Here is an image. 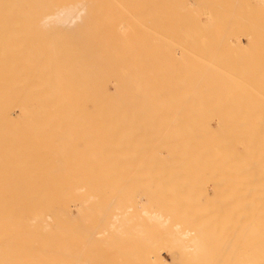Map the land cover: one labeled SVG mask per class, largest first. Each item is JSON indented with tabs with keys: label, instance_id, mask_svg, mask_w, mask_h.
I'll return each mask as SVG.
<instances>
[{
	"label": "bare ground",
	"instance_id": "bare-ground-1",
	"mask_svg": "<svg viewBox=\"0 0 264 264\" xmlns=\"http://www.w3.org/2000/svg\"><path fill=\"white\" fill-rule=\"evenodd\" d=\"M194 2L92 0L71 43L5 45L0 264H264V79L229 2Z\"/></svg>",
	"mask_w": 264,
	"mask_h": 264
},
{
	"label": "rangeland",
	"instance_id": "rangeland-1",
	"mask_svg": "<svg viewBox=\"0 0 264 264\" xmlns=\"http://www.w3.org/2000/svg\"><path fill=\"white\" fill-rule=\"evenodd\" d=\"M91 1L92 0H0V58H1V53L3 52V49H4L5 45H8L9 47L6 46L4 50L7 51V53L9 52V53H12L13 54V52L15 53V49H14V51L12 50V52H11V49H13V48H11L9 50L10 45L11 46H14L15 45L14 48L15 47H18L19 45H21V46L24 45L23 48L30 50L31 48H33V47H31L32 46L31 44H34L35 47L39 48L42 45H46V44H47V46H49V45H52V44L53 45L54 44H58L59 45V44L67 43L65 41H66V39L68 41V38L70 39V35H71L70 32L73 33L72 34V38H73L75 36H78V34H79V32L77 33L75 31H78V29L81 28L82 26H89V24L91 22V20H90L91 19L90 18V8H91L90 3H91ZM223 1H225V0H223ZM227 1L229 2V3H227L229 9L231 8L230 9V12L232 13L234 11V15L233 16L231 15V13H229V17H231L230 19L233 22V23L232 22L231 23L228 22L230 24L229 26H231V24H234L235 23L234 24V27L236 26L235 27L236 30H234V27L233 26L231 27L234 30L233 32L235 33L236 31H238L237 32L238 36H240V38L243 37V42L240 40L239 41V44H240V42H242V44L243 43L246 44V42H247V44H248L249 42H248V40L246 41V38L245 37L248 36V38L249 37L252 38L253 35H250V32H252L256 27H258V30L256 28L252 32L253 34H254V32H257V31L259 32L261 30L263 31V29H264V15H263V13H264L263 12L264 11V6H263L264 5V0H262V2L260 0H250V1L248 0V2H246V0H245V2H244V0H238V2L236 0H233V1L232 0H227ZM235 1H236V5L238 4V7H240L241 4H242V6L240 7V9L236 5L233 4V6L235 7V9H234L232 7V4H230V3H235ZM239 1H240V3H239ZM241 1H243V2L241 3ZM195 2H196V0H195ZM202 2H204V1H202ZM202 2H200V4H202ZM224 3L225 2H223V4ZM245 4H246V6H245ZM251 4H253V5L251 6ZM195 5L196 4H194V6ZM202 5L203 6H200V5L198 6V3H197V8L198 7H203V9H205L204 8V4H202ZM226 5H225V7L227 8ZM248 5H249V8H248ZM257 6H258V8H257ZM261 6H262V11L260 13V11H258V9L260 8V10H261ZM255 7L257 9V13H256V10H253V8H255ZM222 8H223V6H221V9ZM226 8H225V10H226ZM236 8H237V10H236ZM244 8L246 9V12H245V9ZM250 8L252 10L251 14H250V10H249ZM201 9L199 11H203L204 12V10H201ZM213 9H215V8H213ZM217 10H218V8H217ZM225 10H224V13H225V18L224 19H226L228 17V9H227V11H225ZM240 10H242V13L241 14H239V11ZM243 11H244V13H243ZM83 12H87L86 17H85V15L84 16L82 15ZM196 12L198 13V11H196ZM221 13H222V11L219 12V16H220ZM261 14H262V16H261ZM239 15H242L241 18H243V17L245 18V16H247L249 18V16H250V19L246 21L245 19H241ZM258 15H260V16H258ZM222 16H223V14H221V18H222ZM230 19H228V20H230ZM236 19L239 20L240 22H238V21L236 22ZM199 20L202 21V23H204L206 21V18L204 17V13H202V14L199 15ZM228 20H225L226 23L224 22V25H223V18H222V21H221V23L219 22V25L218 24H215V27H216L215 31L218 30V28H219V30H221L222 26H223V28L226 29V27H227V21ZM241 20H243L244 25H242L241 28H240L239 25L241 23ZM260 21H261V23H263L262 25L259 23ZM246 22H248V24L249 23L250 24L249 25L247 24V27H244V26H246ZM236 23H239V25H236ZM254 23H255V25H254ZM251 24H253L254 26L251 25ZM220 25H222V26L220 27ZM225 25H226V27H225ZM229 26L227 28H229ZM249 26H250V29H249ZM251 26H253V28L254 27L255 28L252 29ZM259 26L260 27H263V29L262 28L259 29ZM65 28L68 29L67 30L68 31V33H67L68 35L66 33L65 34L63 33V31H66ZM196 28H197V26L195 27V29L193 27L192 28V31L194 33L193 35H195V32L197 34V37L195 35V37L193 39L197 38V39L194 40V43H196L195 47L197 46V50H198L199 47H198V44H197V40L201 36H202V39H203V36L204 35L201 34V36L198 38V33L200 34V32H197L198 30ZM231 28H230V30H231ZM200 29H199V31H201ZM213 29H211L212 34H213V31H214ZM247 29H249V30H247ZM230 30H229L228 34L231 33L232 30L231 31ZM218 32H220V31H218ZM75 33L77 35H75ZM202 33L204 34V29L202 30ZM224 33L222 34L223 35V38L222 37L221 38H222V40L225 41L226 35H224ZM261 33L264 34V31L261 32ZM226 34H227V31H226ZM237 34L236 35L233 34V36H232V33H231L230 39H234L237 36ZM257 34H255V35L257 36ZM261 35H259V36H261ZM61 36L62 37H65L66 39L64 40L62 38V39L59 40V38ZM216 36H217V34L214 35L213 40H212V36H211V40H212L211 43L213 42L212 43L213 45H212L211 48L213 49V46H214V49L210 53H212L214 55H215V45H214V43L216 41L215 40V37ZM259 36H257V37L259 38ZM218 37H219V35H218ZM218 37H216L217 40H218ZM227 37L229 38V35ZM251 38L249 39L250 42H251V44L250 45L248 44L246 46L243 45L244 46V47H242L243 49L240 48L241 47L240 46L241 44L240 45L238 44L240 47L237 45L238 48L241 49L240 50L241 53L243 52L242 54L243 55L245 54V56L243 58H244V61H246V62L244 64H243V62L241 64V61H243V60H241V58H242L241 56L242 55H240L239 53H237L238 48H236L235 52L237 54L235 53L236 55H234V56H237L238 57V54L240 55L238 57L239 62L237 61V57L234 58L233 54L231 55V53L234 52V50L231 52L232 49L231 50L230 49H228V50L226 49L227 50V53L230 50L229 51V54L230 55H229V58L227 56L224 57V58L225 59L226 58L227 59H230L233 56L232 58L236 59V62L239 63L238 64L239 67H241V68H244L245 67V70L246 71L243 72L244 73V76H248L249 75L250 80H252V77L251 76L253 75V77H254L253 78V82H254V80H257L255 78L256 77L258 78V75H256L258 72L256 73V70L257 69L262 70V68L264 69V60H261L264 57V55L262 54V53H264V52H262V51H264V48H263V45L264 44H262L264 42L263 41L264 37H263V35H262V38L260 37V39L262 41L257 38L260 41H257L258 49H256V50L259 51V47L260 48L262 47L260 49L259 53H257L256 50H254L255 48H253V46L256 45V42H255V44L253 42V46H252ZM253 39L254 38H252V40ZM257 39L255 37L254 41L257 40ZM199 41H200V43H201L200 45L202 47L204 45L206 46V44L210 42V41L209 42L208 41L207 42H204V44L202 45V42L204 41V39L202 40V42H201V39ZM224 41H223V43L220 42L221 45L224 44ZM68 42L71 43V41H68ZM216 43H217V41H216ZM220 43H217V45H219L218 47L216 46L217 50L221 46ZM27 44H28V46H27ZM208 45H211V44H208ZM205 46L203 48H206V49L209 50L210 47L209 46L208 47L207 46L205 47ZM21 48H19L18 50H21ZM41 48L40 49H37L38 52H40ZM225 48H227V46H225ZM225 48L223 47V51H221V52H219V50L221 48H219L218 51L216 50V59H218V58L220 59V56L223 55L224 51L226 53ZM201 50L199 49L198 51L200 52ZM206 52H207V50H206ZM206 52H205V54H206ZM254 52L256 53L257 56L255 55ZM56 53H57V51H56ZM217 53H219L220 55H218ZM253 55H254V57L256 56L257 58L259 56V60L257 61V59L255 58L256 61H253L252 62L250 59L253 58ZM224 56H225V54H224ZM15 57L14 56L12 57V55H11V57H7L8 58L7 60H15L14 59ZM56 57L59 58L58 55H56ZM207 57L208 58L209 57H212V59H213V56L212 55L209 56V54H208ZM245 57H246V59H245ZM221 58H223V56ZM234 59H231V60H234ZM209 60H211V59H209ZM253 60H254V58H253ZM249 66H251V68ZM241 68L240 69L238 68L239 71L241 70ZM253 69H254L255 73H253ZM260 70H259V73H258V74H260V77L258 78V81H255V84H256L257 87H261V83H262L261 79L262 80L264 79V77H263L264 76V73H263L264 70H263V72H260ZM247 71H248V73H246ZM250 71L252 73H250ZM241 72H242V70H241ZM26 74H28V73H26ZM254 75H256V77ZM253 82L251 84L250 83H248V84L251 86L253 84ZM255 84H254V86L252 85L253 86V90H256L257 91L258 88H255ZM258 84H259V86H258ZM262 89H264V88H262ZM247 90L249 91V89H247ZM248 91L245 90V92H248ZM262 91L264 92V90H262ZM16 107L17 106H14V109ZM17 108L15 110H16V112H19L20 107L18 106ZM162 255H163V258L166 261H169V263L167 262L168 264H177V263H173V259H172V262H171V258L172 257H171V255L167 251H165V250L162 251Z\"/></svg>",
	"mask_w": 264,
	"mask_h": 264
}]
</instances>
